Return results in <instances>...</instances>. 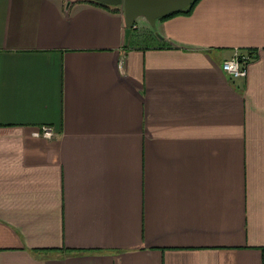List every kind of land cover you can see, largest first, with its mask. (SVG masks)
Returning <instances> with one entry per match:
<instances>
[{
	"label": "crops",
	"instance_id": "obj_1",
	"mask_svg": "<svg viewBox=\"0 0 264 264\" xmlns=\"http://www.w3.org/2000/svg\"><path fill=\"white\" fill-rule=\"evenodd\" d=\"M125 29L0 0V264H264V0Z\"/></svg>",
	"mask_w": 264,
	"mask_h": 264
},
{
	"label": "water",
	"instance_id": "obj_2",
	"mask_svg": "<svg viewBox=\"0 0 264 264\" xmlns=\"http://www.w3.org/2000/svg\"><path fill=\"white\" fill-rule=\"evenodd\" d=\"M103 4L117 6L123 10L128 42L131 30L138 20H145L155 26L156 21L169 14L179 12L191 5L194 0H95Z\"/></svg>",
	"mask_w": 264,
	"mask_h": 264
},
{
	"label": "built area",
	"instance_id": "obj_3",
	"mask_svg": "<svg viewBox=\"0 0 264 264\" xmlns=\"http://www.w3.org/2000/svg\"><path fill=\"white\" fill-rule=\"evenodd\" d=\"M136 24L134 25V27ZM253 55L251 52L245 54L236 52L231 58L225 60L222 65V69L232 77H246L248 74V66L252 60ZM41 133L37 132L36 135ZM43 135L45 137H53L54 132L51 126L43 127Z\"/></svg>",
	"mask_w": 264,
	"mask_h": 264
},
{
	"label": "trees",
	"instance_id": "obj_4",
	"mask_svg": "<svg viewBox=\"0 0 264 264\" xmlns=\"http://www.w3.org/2000/svg\"><path fill=\"white\" fill-rule=\"evenodd\" d=\"M87 1H90V2H93V3H97V4H100V5H104V6H109V5H107V4H103V3H100V2L95 1V0H87ZM199 1H200V0H194V1L191 3V5H190L189 7H187L186 9L181 10V11L176 12V13L169 14V15H167V16H165V17L160 18V19H165V18H168V17L174 16V15H176V14H186V15H189V14L193 11V9L195 8V6L197 5V3H198ZM117 6H119V5H117Z\"/></svg>",
	"mask_w": 264,
	"mask_h": 264
},
{
	"label": "rangeland",
	"instance_id": "obj_5",
	"mask_svg": "<svg viewBox=\"0 0 264 264\" xmlns=\"http://www.w3.org/2000/svg\"><path fill=\"white\" fill-rule=\"evenodd\" d=\"M140 21H142V20H140ZM143 23V22H142ZM156 25V24H155ZM151 26V28H154L155 26H152V25H150ZM145 43H149V44H151L152 42L151 41H146Z\"/></svg>",
	"mask_w": 264,
	"mask_h": 264
}]
</instances>
